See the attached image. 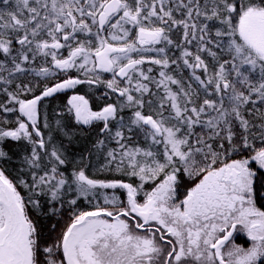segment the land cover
I'll list each match as a JSON object with an SVG mask.
<instances>
[{"label":"snow or ice","instance_id":"1","mask_svg":"<svg viewBox=\"0 0 264 264\" xmlns=\"http://www.w3.org/2000/svg\"><path fill=\"white\" fill-rule=\"evenodd\" d=\"M259 202L264 0H0V264H264Z\"/></svg>","mask_w":264,"mask_h":264},{"label":"trees","instance_id":"2","mask_svg":"<svg viewBox=\"0 0 264 264\" xmlns=\"http://www.w3.org/2000/svg\"><path fill=\"white\" fill-rule=\"evenodd\" d=\"M77 91H79L81 94H86L88 96V98L93 102L94 107L96 106L98 93L90 92L87 87H81V88L77 89ZM67 94L70 95L71 92H69ZM65 99H66V95L60 94L55 101H51L49 103V107L51 108V107H54L56 104L63 103ZM46 103H48V102L46 101Z\"/></svg>","mask_w":264,"mask_h":264},{"label":"flooded vegetation","instance_id":"3","mask_svg":"<svg viewBox=\"0 0 264 264\" xmlns=\"http://www.w3.org/2000/svg\"><path fill=\"white\" fill-rule=\"evenodd\" d=\"M259 203H264V202H259ZM245 239H246V238H244V239H239V240H237V243L244 244Z\"/></svg>","mask_w":264,"mask_h":264}]
</instances>
